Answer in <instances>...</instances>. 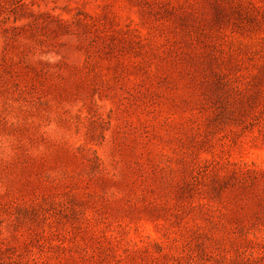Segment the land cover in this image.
<instances>
[{
  "label": "rangeland",
  "instance_id": "1",
  "mask_svg": "<svg viewBox=\"0 0 264 264\" xmlns=\"http://www.w3.org/2000/svg\"><path fill=\"white\" fill-rule=\"evenodd\" d=\"M0 264H264V0H0Z\"/></svg>",
  "mask_w": 264,
  "mask_h": 264
}]
</instances>
